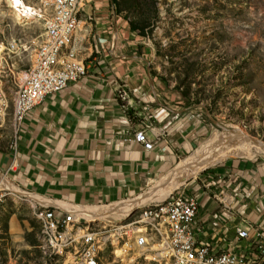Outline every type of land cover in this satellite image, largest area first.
I'll return each instance as SVG.
<instances>
[{"label":"crops","instance_id":"1","mask_svg":"<svg viewBox=\"0 0 264 264\" xmlns=\"http://www.w3.org/2000/svg\"><path fill=\"white\" fill-rule=\"evenodd\" d=\"M79 19L71 44L85 75L33 108L16 143L0 151V173L18 191L38 206L61 201L71 211L138 198L208 134L201 114L154 75L152 51L111 0H89ZM140 130L152 150L134 140ZM178 193L198 201L196 238L224 248L236 228L264 230V155L225 159Z\"/></svg>","mask_w":264,"mask_h":264},{"label":"rangeland","instance_id":"2","mask_svg":"<svg viewBox=\"0 0 264 264\" xmlns=\"http://www.w3.org/2000/svg\"><path fill=\"white\" fill-rule=\"evenodd\" d=\"M45 1L23 0L29 7H40ZM116 2L120 10L117 15L130 30V24L138 27L134 33L152 51L154 75L206 121L208 134L176 166L221 134L237 133L248 142L264 144V0ZM82 27L79 24L78 30ZM43 31L42 20H20L9 0H0V92L7 106L0 111V151L10 150L15 135L12 117L18 78L12 72L17 74L31 66ZM14 41L20 51L9 52L7 47ZM258 155H264V151H242L222 157L218 154L216 161L172 193L181 191L190 180L225 159ZM5 190L0 214V264H64L69 255H59L44 241L42 223L35 214L37 205L23 192ZM167 197L149 200L134 212ZM129 215L123 220H128ZM70 219L83 227L95 222L96 230L111 229V221L103 217ZM133 239L130 236L131 244H127L125 237L117 248L107 246L99 264H166L162 258L157 262L152 256L133 259L140 253L133 246ZM128 247L125 259L115 256Z\"/></svg>","mask_w":264,"mask_h":264},{"label":"built area","instance_id":"3","mask_svg":"<svg viewBox=\"0 0 264 264\" xmlns=\"http://www.w3.org/2000/svg\"><path fill=\"white\" fill-rule=\"evenodd\" d=\"M89 0H47L36 11H23V15L38 14L42 21H48L49 38L45 50L35 69L26 76V84H18L23 90L24 106L19 107V124L22 125L27 114L39 105L48 95L62 91L71 82L80 79L86 73L84 63L74 65V55L77 54L73 44H65L68 27L76 26V33L80 24L77 11H82ZM76 35V34H75ZM73 35V41L75 38ZM62 46H71V56H61ZM9 52L20 51L15 41L7 47ZM95 63V60H91ZM16 76V72H12ZM121 99L126 100V93H121ZM3 110L0 99V111ZM134 140L145 150H152L154 142L147 136L146 130L134 133ZM16 150L14 155H16ZM12 169V166L10 167ZM13 185L6 174L0 173V193L6 188L3 184ZM120 204V203H119ZM80 207L76 211L56 201L50 206L39 204V216L50 221L48 234L51 240H56V252L69 242H76V249L64 259V264H91L92 253L105 251L106 246L122 234L143 233V229H150V241L133 259L152 256L157 262L162 258L166 264H264V230L259 227L246 225L236 228L232 243L224 248L214 247L207 241H200L195 236L196 218L199 204L196 198L185 196L178 192L170 194L162 202L152 205V209L134 212V218L123 220L121 211H111L105 216L96 213L88 214L86 208ZM103 217L111 221V229H78L66 226V219ZM55 253V252H52ZM129 247L118 253L117 257L126 258ZM103 264V261H101Z\"/></svg>","mask_w":264,"mask_h":264},{"label":"bare ground","instance_id":"4","mask_svg":"<svg viewBox=\"0 0 264 264\" xmlns=\"http://www.w3.org/2000/svg\"><path fill=\"white\" fill-rule=\"evenodd\" d=\"M23 0H9L10 6L14 10L15 15L22 20V18L31 19L35 18L38 20L40 19V16L38 14H27L23 15V11H36L37 7H29L26 5V3H22L23 11L20 9V4ZM80 12L77 11V18L80 17ZM43 30H44V36L40 43V45L36 48L34 52V60L31 64V66L28 69H25L24 71H21L20 73H17L16 76L18 78L17 80V90L14 96L13 100V126H14V141L11 145H14L17 141V134L19 133V130L21 128L19 124V107L24 106V97H23V90L18 88V84H26V76L29 72H32L36 64L40 58V54L43 50H45V47L47 45V40L49 38V30H48V21H43ZM76 33V26H69L68 27V35L65 37V44H71L73 35ZM61 56H71V47L70 46H62L61 48ZM83 62V61H82ZM74 65H81V61L79 60L78 54L74 55ZM0 99H1V105L3 110L5 109L6 104L5 102H2V96L0 92ZM237 133H233L232 135H226L223 134L218 135L214 140L207 142L203 145L202 149L198 151L196 154H193V156H190L189 158L181 161L171 173H169L168 176H166L160 183L157 185L155 189H152L145 194L141 195L138 198H135L130 201H124L123 203L120 202V204H114L108 207H99V208H86V212L88 214L96 213L99 216H105L106 213H110L111 211H121L122 209L130 208V211H126V213H123V216L129 215L128 220H131L130 217L133 215L134 211H136V207L146 203L149 200H157V199H164L169 194H171L176 188L180 187L188 178L194 176L196 173L200 172V170H203L208 165L212 164L214 161H216V157L218 154L220 156H230L235 155L238 152H255V151H264V144H260L258 142H248L245 140V137L240 135L239 137L236 135ZM6 188H9L7 190H12V186L9 183L3 184ZM17 191V189H13L12 191ZM5 189L2 190L0 193V214L3 209L4 199H5ZM143 209H152V205H145L141 208H139L137 211L140 212ZM37 218L42 223V236L44 238V241L46 244H48L52 249L56 251V240H51L49 232L50 228V221L49 219L45 218L44 216H39V206H36V212H35ZM111 214V213H110ZM89 219L94 218H102V217H87ZM96 225L95 222L88 223L83 227L84 225L71 221V219H66V226L70 228H78V229H95L93 226ZM111 228V226H109ZM98 230V229H97ZM132 236L133 239V246L136 250L142 251L145 247V242H149L150 240V229H143V233H135V234H122L121 236L112 239L111 243L107 246H110L112 248H117L120 246L122 241H125L128 239L127 244H131L129 242V237ZM106 246V247H107ZM74 249H76V242H69V244L63 245L62 248L57 250V253L59 255L62 254H68L70 255L72 252H74ZM103 251H100V253H92V260L93 262L91 264H99L100 255Z\"/></svg>","mask_w":264,"mask_h":264},{"label":"trees","instance_id":"5","mask_svg":"<svg viewBox=\"0 0 264 264\" xmlns=\"http://www.w3.org/2000/svg\"><path fill=\"white\" fill-rule=\"evenodd\" d=\"M111 3H112V6H113V8H114L116 14H117V13H120L119 6H118V3L116 2V0H111ZM130 27H131V30H132L133 32L138 31V27L135 26L134 24H130ZM142 35H143V34H142Z\"/></svg>","mask_w":264,"mask_h":264}]
</instances>
